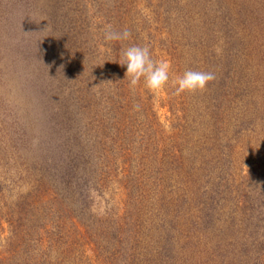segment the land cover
I'll return each mask as SVG.
<instances>
[{
	"label": "rangeland",
	"instance_id": "374dc122",
	"mask_svg": "<svg viewBox=\"0 0 264 264\" xmlns=\"http://www.w3.org/2000/svg\"><path fill=\"white\" fill-rule=\"evenodd\" d=\"M75 1L0 0V264H251L249 213L240 233L229 224L234 189L217 224L199 215L222 172L233 188L252 162L264 172V0L88 3L93 26L78 37L92 57L58 44ZM82 8L69 9L74 26ZM106 25L131 32L116 41L120 53L147 45L170 62L165 88L111 91L106 74L125 76L126 66ZM189 68L215 79L177 96L173 81ZM107 101L119 113L102 119ZM121 184L126 207L111 216Z\"/></svg>",
	"mask_w": 264,
	"mask_h": 264
},
{
	"label": "trees",
	"instance_id": "16d2710c",
	"mask_svg": "<svg viewBox=\"0 0 264 264\" xmlns=\"http://www.w3.org/2000/svg\"><path fill=\"white\" fill-rule=\"evenodd\" d=\"M116 2H117V0H116ZM88 3L89 4L93 3L94 8H96V6H97L98 8L96 10H100V11H102L104 9V7L106 6L105 0H76L75 2H73L69 6V8L67 9L66 14H65V17H67V20L70 21V24H68V21L64 22L65 23L64 26H65V28L66 27L67 28L65 29L66 30L65 33H61L62 37H60V41L58 43L59 46H61L62 50L65 49L68 51V50L74 49L72 53L77 55L78 57H80V56L85 57L87 55H89V57H92L91 53L93 52L91 50L92 47L91 48H90V46L87 47L88 44H86V41H84V40L80 41L79 37H78L79 33L81 34V31L83 30L84 27L91 28L93 26V23H91V21H90L91 20L90 14H86L87 9H88L87 8ZM118 5H120V4H118ZM77 6H78V8H77ZM80 7H83V8L81 10H78L80 13L75 12L76 13L75 16H79L80 19L81 18H83V19L81 20L82 22H80L74 26L75 23L72 24L73 21L71 18L73 16H70L71 10H69V9L76 10V9H79ZM94 13L95 12H93V14ZM55 24L59 25L57 23H55ZM58 27L64 29L62 26H58ZM102 37L104 38V33L102 34ZM108 45L112 46V48H113L112 52H113L114 56L116 58H120L121 53L118 50L121 48V45L120 44L117 45L116 41L115 42L112 41ZM76 48H77V50H76ZM80 50H81V52H80ZM229 64H231V61ZM117 69L122 70V68L120 69L119 67ZM231 69L232 68H228V73L232 72ZM106 75H107L106 79L109 82L110 89L112 92H114L115 95H118V91L121 88H123V89L129 88V86H128L129 82L126 81L127 79H125V76L122 73H120V75L118 74L117 77H112V73H108ZM230 75L232 76V73H230ZM227 80H228V78H227ZM227 80L222 78L223 88L221 90V93H224V96L227 95V93H226L227 87L230 89V85H228ZM125 97H127V96H125ZM139 99H140V101L142 100V98H139ZM84 100H85V98H84ZM103 104H104V109H102L103 113H102V115H100L102 117V119L103 118L105 119L106 116L109 118H113V116H115V114H117V112L119 113L118 106H116L114 104V102L110 103V101H107V103H103ZM220 105L224 106L222 101H221ZM124 107L126 108V107H128V105H126V104L123 105V108H122L123 110H124ZM169 154H171L170 156L174 158V161L181 158L177 154L176 151H174L173 153L171 151V152H169ZM68 168L69 169L65 173V175L67 174L68 176L69 175L74 176L75 169H77V166L72 164ZM126 174H124L125 177H126ZM245 176H244L245 178H243L241 181H239V184L233 188L232 183L228 180L229 177L227 176V174H225V172H222L219 175V179L217 180V183L214 185V187L211 190L212 193L210 191V195H209L210 199H208L207 202H205L203 204V206L201 207L202 214L199 215V218L202 221V223H204V224H208V225L211 224L210 226H212L213 224L214 225L217 224V220H221L218 217L221 216L223 213H227L225 211H222L221 208H223L222 205L227 200L226 198H228L227 194L230 192H231V194L234 193L233 192V189H234V191L236 192V196H234V198H236V199L234 200V202L236 201L235 203L237 205H240V209L237 210V212L227 213L229 215V217H231V218H229V224L232 223L231 227L233 226L235 231L240 233V231L243 230V228H242V221L243 220L241 218L242 216L239 214H244L245 211L247 213H249L248 219H250L252 221V223L254 224L253 227H255V228H254V232L251 233L250 238L248 236L243 238L242 248L247 253V250H250L249 248L254 247V253H253L252 257L250 258L251 264H264V231H261V228H260L261 226L264 227V223H260V220H262V219L264 220V172L262 171V168L260 166H258V164L254 163V165H253V162H252V166H251L250 170L247 172V174H245ZM227 177H228V179H226ZM248 181H249V183H248ZM69 182H70V180H69ZM85 183H86V181H85ZM231 187H232V191H231ZM128 189H129L128 185H126V184L122 185L121 184L120 193L118 195L119 197L117 198L116 205L114 203V205L109 207V210L111 211V214H110L111 216H113V214L115 213L114 211H115V208H117V206L123 207V208L126 207V203H127L126 195L129 191ZM79 201L81 203V204L79 203L80 207L81 206L83 207L82 203L85 200L83 198H80ZM82 207H81L80 211L85 212V209H82ZM112 209H114V210H112ZM258 213H260V215ZM122 217H125V214H122ZM119 218H121V216ZM18 223H17V234H20L21 232H23V236H25L27 234L25 232L28 229H23L21 227L22 225H20V227H19ZM252 223L250 222L249 223L250 225L247 223L245 229L249 228ZM18 228H21L20 231ZM114 228L119 229L120 225H118V227H116V225H115ZM50 237H51V234H49V238ZM63 237H61L60 239H62ZM22 238H24V237H22ZM39 241H40V239H38V242ZM39 243H41V242H39ZM22 251H23L22 245L17 247V255L21 254ZM17 264H20V263L17 262ZM27 264H29V263H27Z\"/></svg>",
	"mask_w": 264,
	"mask_h": 264
},
{
	"label": "clouds",
	"instance_id": "9594fccd",
	"mask_svg": "<svg viewBox=\"0 0 264 264\" xmlns=\"http://www.w3.org/2000/svg\"><path fill=\"white\" fill-rule=\"evenodd\" d=\"M130 37L131 32L128 29L117 31L112 25L105 26V41H121ZM116 62L126 66L125 79L129 80V86L133 89L143 83L144 87L155 94L169 83L170 62L166 59H154L147 45L134 44L122 49L120 59ZM214 79L215 74L212 71L189 68L173 81L174 94L179 96L184 93L203 92Z\"/></svg>",
	"mask_w": 264,
	"mask_h": 264
}]
</instances>
